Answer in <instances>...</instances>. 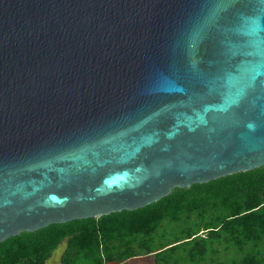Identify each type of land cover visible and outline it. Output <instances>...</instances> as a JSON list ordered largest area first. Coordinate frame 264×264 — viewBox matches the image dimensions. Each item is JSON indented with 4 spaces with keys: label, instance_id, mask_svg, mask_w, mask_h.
<instances>
[{
    "label": "water",
    "instance_id": "95a60500",
    "mask_svg": "<svg viewBox=\"0 0 264 264\" xmlns=\"http://www.w3.org/2000/svg\"><path fill=\"white\" fill-rule=\"evenodd\" d=\"M263 165L264 0H0V243Z\"/></svg>",
    "mask_w": 264,
    "mask_h": 264
},
{
    "label": "trees",
    "instance_id": "16d2710c",
    "mask_svg": "<svg viewBox=\"0 0 264 264\" xmlns=\"http://www.w3.org/2000/svg\"><path fill=\"white\" fill-rule=\"evenodd\" d=\"M199 185L182 191V202L166 208V217L178 224L172 226L175 227L174 231L170 232L168 224L161 226L160 222L154 223L152 233L148 234L150 239L146 240L148 252L155 255L159 264H169L165 262L166 257L178 253H182L188 262L200 264L209 259L210 255L219 254L221 248L233 247L236 250H243L250 241L259 245L258 250L245 258L246 263L240 264H264V246L261 238L253 237L247 240L248 230L256 226L257 219L254 217L248 224L245 220L252 212L256 216L264 206L260 199L261 195H264V182L257 179L249 180L240 174ZM197 187H201L199 194L193 189ZM166 201L168 199L165 198L163 202ZM126 212L128 211L121 213ZM183 223L188 225L182 227ZM79 231V228L75 229L74 234ZM124 233L125 230L112 232L119 240L124 239ZM140 233L131 232L128 242L139 236V241H144L143 234ZM69 234H72V231L57 229L48 232L42 229L24 233L20 237H11L0 243V264H16L19 260H25V264H45L52 251ZM115 252L114 249H108L106 255L109 257ZM120 255L125 257L129 254Z\"/></svg>",
    "mask_w": 264,
    "mask_h": 264
},
{
    "label": "rangeland",
    "instance_id": "374dc122",
    "mask_svg": "<svg viewBox=\"0 0 264 264\" xmlns=\"http://www.w3.org/2000/svg\"><path fill=\"white\" fill-rule=\"evenodd\" d=\"M240 174L244 175V177L249 180L257 179L264 182V165L254 170L239 172L228 176ZM193 186L200 185L193 184L188 188H173L167 196L163 197L164 199H160L161 201L159 200V202L157 201L158 203L154 202L137 210L113 212L109 215L96 216L65 224L53 225L44 230H47L48 232H54L57 229L61 231H72V234H69V246L63 258L62 264H159L158 260L155 259V255L148 252L149 249L146 243V240L150 239L148 234L152 233V227L155 222H160L161 226L168 224L170 232L175 230V227L172 226H177L178 224L173 219H168V217H166V208H168L171 204L182 202L183 196L181 192L189 190ZM193 189L194 192H198V194L201 191V187ZM165 198L168 199V201L163 202ZM260 199L261 202L264 203V195H261ZM124 211L128 212L125 214L121 213ZM257 212H259V210ZM254 217L257 219L256 226L249 228L247 240L253 237L261 238L260 241L264 246V206L260 208V212L256 214V216L254 212L248 214L245 218L246 223L248 224L249 220ZM187 225V223H183L182 227H186ZM77 228H79L80 231L74 234L75 229ZM117 230H125L123 240H119L118 236L112 234L113 231L116 232ZM138 231L141 232L140 234H143L142 238L144 241H139V236L134 241L128 242L131 237L130 233ZM24 233L29 232H21L16 237H20ZM258 247L259 245L253 244L249 241L243 250H236L233 247L229 249L221 248L219 254L210 255L209 259L201 262L200 264L246 263L245 258L250 257L251 254H253L252 252L258 250ZM108 249H114L116 252L107 257L106 253ZM120 253L129 255L123 257ZM98 255L101 257H98ZM165 262H168L169 264H195L185 260L182 253L168 255ZM16 264H25V260H19Z\"/></svg>",
    "mask_w": 264,
    "mask_h": 264
}]
</instances>
